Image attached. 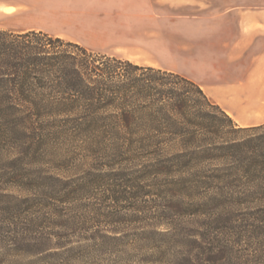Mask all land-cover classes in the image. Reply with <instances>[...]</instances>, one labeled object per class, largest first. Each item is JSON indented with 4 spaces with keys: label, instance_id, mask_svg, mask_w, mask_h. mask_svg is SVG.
I'll return each instance as SVG.
<instances>
[{
    "label": "trees",
    "instance_id": "trees-1",
    "mask_svg": "<svg viewBox=\"0 0 264 264\" xmlns=\"http://www.w3.org/2000/svg\"><path fill=\"white\" fill-rule=\"evenodd\" d=\"M0 128L101 135L77 159L34 145L12 157L2 178L25 194L0 185V252L25 250L32 264L90 256L70 234L9 229L37 209L65 216L87 205L115 225L83 241L132 246L117 252L127 264H264V123L238 126L192 80L41 31L0 30ZM59 158L70 177L35 167ZM80 158L103 163L83 171ZM56 237L67 242L45 249Z\"/></svg>",
    "mask_w": 264,
    "mask_h": 264
},
{
    "label": "crops",
    "instance_id": "crops-1",
    "mask_svg": "<svg viewBox=\"0 0 264 264\" xmlns=\"http://www.w3.org/2000/svg\"><path fill=\"white\" fill-rule=\"evenodd\" d=\"M90 1L86 10L77 4L71 6L81 14L89 13L90 19L71 25L74 38L70 40L137 65L180 73L170 57L163 64L151 52L153 48L163 51L164 44L173 49L174 39L180 36L184 64L199 65L198 75H189V79L238 126L264 123V0L236 1L224 8L212 5L209 11L206 0ZM27 2L0 0V14H19ZM121 4H130L134 12L117 19L107 7L119 9ZM59 7H63L61 2ZM63 26L53 23L26 31L42 30L59 36L65 34ZM134 26L138 27L141 41H118L126 38Z\"/></svg>",
    "mask_w": 264,
    "mask_h": 264
},
{
    "label": "rangeland",
    "instance_id": "rangeland-1",
    "mask_svg": "<svg viewBox=\"0 0 264 264\" xmlns=\"http://www.w3.org/2000/svg\"><path fill=\"white\" fill-rule=\"evenodd\" d=\"M192 1H197V0H192ZM236 1H247L249 3H252L253 0H206L207 7H209L207 10L209 11L211 8L213 9V6L216 7L217 5L219 7L224 8L225 4L233 3ZM59 2H61L63 6L62 9H60L59 7ZM76 4L80 8L82 7V9L86 10L88 6H90L92 3L90 0H56L55 2L54 0H29V2H27V4L23 9V12H20L19 14H15L11 16H3L0 14V30L13 31V32H23V31L26 32V30L31 28H36L44 25H52L53 23L56 24L62 23L64 25L63 27L65 31V34L63 35L56 36L42 30H35V31H41L47 33L53 39L59 38L65 43L76 44L88 49L83 44L70 40L71 38H74L70 33L71 25H73V23H77V21H79L80 19L81 21L82 20L86 21L90 19L89 13L86 14L85 13L86 11H83V14H81L80 10L78 9L71 10V6L75 7ZM107 8L109 13H112L113 17L117 19L119 18L123 19L125 17H128V15L134 12V8L130 4L127 5L121 4L119 9L116 8L114 9V7L111 6ZM116 10H118L117 11L118 13L116 12ZM118 14L119 17L117 16ZM132 28L135 29H133V31L128 32L130 34L126 38L125 37L119 38L120 40L118 39V41H122V40L134 41V39L141 41L139 37L138 27L134 26ZM29 31H34V30H29ZM128 38H132V39H128ZM181 43H182V38L180 36H176V39H174V43H173L174 44L173 49L167 47L166 44H164L162 48L164 49L163 51H161L160 48L159 49L153 48L151 52L163 64L166 62V57L168 59L170 57V60L173 61L175 64H177L176 67L180 71V73L178 72L175 73H178L189 79V75L192 74L198 75L199 65L198 62H196L193 65L184 64L183 59H185V55L180 49ZM88 50L93 51L94 53L97 54L98 53L104 54L95 50H91V49ZM263 75H264V67H263ZM29 127L32 126L29 125ZM36 127L39 128L40 126L36 125ZM13 134H15L14 138H11ZM13 134L3 133L2 129L0 128V185L3 186L4 188H7L8 192L17 196H23L25 194V191L17 188L16 186L9 184L5 180V178H2L3 173L7 171V166L9 165L8 163L11 161L12 157H14L16 153L34 145L32 146V150L38 148L41 149L42 152L43 151L53 152L57 158L71 157L73 159H77V157H80V155H83L84 157L87 156L92 150L93 151L95 150L96 146L94 145V143L96 141L97 142L99 141V139L97 140L95 137H98L100 135V133H37L35 131L33 132L32 130L31 131L21 130V133H13ZM45 137H47L46 142H44ZM63 159L64 158H59L56 164H51V163L47 164L46 163L48 162L47 159H44V161L39 159L36 160L37 164L35 167L40 168V170L42 169L44 171H48L49 173L54 175H60L63 178L70 177L72 175L73 168H70L71 167L70 162L68 164H65V161ZM83 159L82 158L79 159L82 160L84 163L83 165L85 167L82 168L83 171L88 170L89 169L88 166L90 165L93 166L103 163L102 161H96L92 163L91 160L88 158L84 160ZM86 203L88 202L81 200L77 202V205L80 204L85 205ZM86 206L87 205L82 206L76 209L75 211L64 212L65 216H54L53 213L52 214L50 213V210L43 208L37 209L36 210L38 211L37 214L31 216V218L33 219V223H30L31 218L28 217V215L26 216L20 215L19 216L20 218H17L14 221L16 225L10 226L9 229L10 230L15 229V231L17 230L21 232L23 231V228L27 229L30 227V231L32 233L38 230L37 232H41V233L70 234L69 236H71V238L68 241V243H71L70 244L71 246L74 245V248L83 245L89 246V249H91L90 250L91 253L88 255L90 256L85 257L82 252L73 253L69 264H127L128 258L120 253L117 254V252H122V251L130 252L132 251L131 250L132 246L130 247H124L122 245L119 246L113 241L111 242V244H108V246L99 250L90 247L91 243L83 241L84 237L91 234L94 230L107 231L112 229L114 227L113 225H115L114 223H112V220L106 219L104 217L101 218L97 217L96 215L93 214V212H90ZM44 213H47L46 216H43ZM42 217H48L49 218V220H47L48 222L45 223ZM5 229H7V226H5ZM22 240L24 241L25 244H27L26 239L23 238ZM59 241L60 243L67 242L66 239H61V237L58 239L56 237L51 239V242H49V244L46 243L44 247L45 249L47 248L54 249L56 247L55 245L59 244ZM2 245L4 246V244ZM35 260L36 258L31 257L25 250L19 254L2 253V255H0V264H32L31 262Z\"/></svg>",
    "mask_w": 264,
    "mask_h": 264
}]
</instances>
